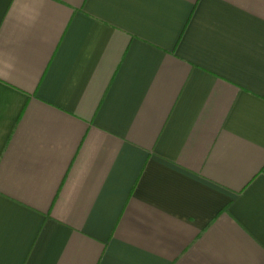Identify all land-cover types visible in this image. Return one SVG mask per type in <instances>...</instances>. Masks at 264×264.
<instances>
[{
    "label": "crops",
    "instance_id": "1",
    "mask_svg": "<svg viewBox=\"0 0 264 264\" xmlns=\"http://www.w3.org/2000/svg\"><path fill=\"white\" fill-rule=\"evenodd\" d=\"M0 264H264V0H0Z\"/></svg>",
    "mask_w": 264,
    "mask_h": 264
}]
</instances>
